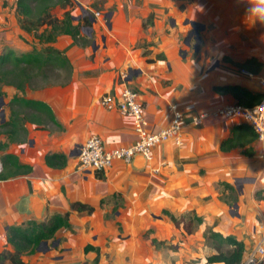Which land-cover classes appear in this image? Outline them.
I'll return each instance as SVG.
<instances>
[{
	"label": "crops",
	"instance_id": "0c3cea01",
	"mask_svg": "<svg viewBox=\"0 0 264 264\" xmlns=\"http://www.w3.org/2000/svg\"><path fill=\"white\" fill-rule=\"evenodd\" d=\"M71 1L73 8L60 9L62 15L69 9L72 25L83 24L87 16L90 20L76 39L61 34L52 42L18 46L20 54L33 45L61 52L66 62L53 65L64 70L62 75L37 88L26 83L21 90L2 87L7 109L0 124L8 120L13 97L40 102L50 114L12 105L24 118L25 134L5 152L31 171L0 181V252L12 250L9 226L65 213L70 228L56 232L57 250L36 264H186L189 257L205 264L215 254L206 230L235 237L250 249L264 228L259 145L244 135L222 148L247 126L241 119L213 114L236 104L215 87L236 85L261 93L257 79L264 75V26L246 14L247 0ZM98 1L100 9L93 6ZM251 58L263 67L248 78L235 64ZM123 85L137 92L151 133L169 125L170 104L208 116L197 127L182 128L180 146L167 141L154 147L149 162L135 156L129 164L115 161L104 172L79 167L75 149L92 135L108 150L137 140L127 117L100 104ZM5 142L0 135V143ZM50 155L65 156V166L48 167L45 157ZM73 203L92 211L71 210ZM189 212L201 222L187 232L183 225ZM86 247L93 250L85 252Z\"/></svg>",
	"mask_w": 264,
	"mask_h": 264
},
{
	"label": "trees",
	"instance_id": "16d2710c",
	"mask_svg": "<svg viewBox=\"0 0 264 264\" xmlns=\"http://www.w3.org/2000/svg\"><path fill=\"white\" fill-rule=\"evenodd\" d=\"M50 0H16L15 9L17 15L20 17L19 28L25 33H36L39 28L44 26V29L38 35V38L44 37L45 33H48L44 39L45 42L54 41L57 35H69L72 38L76 37L80 33L82 26H89V16L83 19V24L72 25V17L70 10H66L61 19L53 17L50 14L49 6L45 4ZM60 9L73 8L74 5L71 0H55ZM102 2L94 4V8L100 9ZM150 19L143 24L148 23ZM158 59H163L162 56H158ZM55 61L62 63L66 62L63 54L51 47H45L44 49L31 51L16 56L12 51H7L0 55V99L3 96V86H13L17 90L23 89L25 83L30 79V76L37 73H44L47 69L57 70V65H53ZM235 66L238 69L248 71L252 74H257L262 69V64L257 62L254 58L247 59L242 63H237ZM30 70L36 72L30 73ZM216 93L229 94L233 97L236 104L244 107H252L261 98V93H251L239 86H224L215 87L213 89ZM17 103L18 107H24L31 109L34 112L39 113L46 111L50 114L48 107L40 102L26 101L13 97L10 106V114L8 120L0 124V135L6 137L5 143H0V181H6L18 176H24L30 173V167L22 165L18 162L16 156L6 153V149L9 143L18 142L25 134L23 128L24 118L19 117L14 111H12V105ZM17 107V108H18ZM21 109V108H18ZM247 126V125H246ZM248 135L250 141L256 139L255 133L250 127H244L239 136L233 137L222 143V148L229 142L239 140ZM45 162L48 167L62 168L66 164V158L63 155H50L45 157ZM97 178H101L96 175ZM225 189L231 190V187L224 185ZM71 210L77 212L90 213L91 208L79 204L73 203ZM68 215H56L50 218L46 222L28 221L24 226H9L7 228V244L13 249V251L3 250L0 252V264H28L24 263L21 259L22 255L27 254L37 247L41 242L49 240L54 237L56 232L60 229H69ZM173 224L178 225L180 220L175 219L172 215H168ZM187 219L186 224L183 226L185 230L191 228L193 223H200L201 219L194 216L192 212L185 215ZM205 236L211 241L215 254L206 257L205 264H239L244 256V247L240 240L232 236H221L210 230L205 231ZM154 243V241H153ZM93 250L91 247H86L85 252Z\"/></svg>",
	"mask_w": 264,
	"mask_h": 264
},
{
	"label": "built area",
	"instance_id": "2783aa9c",
	"mask_svg": "<svg viewBox=\"0 0 264 264\" xmlns=\"http://www.w3.org/2000/svg\"><path fill=\"white\" fill-rule=\"evenodd\" d=\"M94 17L101 16L99 13H94ZM240 73L248 78L254 77L252 73L245 70H241ZM125 77L123 76V79ZM257 81L261 89V98L255 105L252 107L238 104L220 106L214 109L213 114L226 119H241L251 128L259 145L262 170L264 171V75ZM100 104L108 110L115 109L127 117L131 121L137 140L131 146L108 150L98 136H90L75 151L79 167L95 172L107 171L115 161L129 164L135 156H140L144 161L149 162L154 147L167 141H173L175 145L180 146L182 144L180 137L182 128L185 125L197 127L208 116L206 112L185 113L177 105L170 104L168 106L171 114L169 125L157 133H151L146 128L143 108L134 89L123 85L117 95L107 94L102 97ZM239 264H264V228L255 244L248 252L244 253Z\"/></svg>",
	"mask_w": 264,
	"mask_h": 264
},
{
	"label": "rangeland",
	"instance_id": "374dc122",
	"mask_svg": "<svg viewBox=\"0 0 264 264\" xmlns=\"http://www.w3.org/2000/svg\"><path fill=\"white\" fill-rule=\"evenodd\" d=\"M15 1L16 0H0V55L7 52V51H12L14 53V55L21 56L22 54H20V52L18 51V50H21V48H18L19 44L31 45L32 43H34V44L40 43L48 35V33H45L44 37L38 38V35L44 29V26L39 28V30L36 33H25L24 31H22L19 28L20 17L16 13ZM95 4L96 5L99 4V1L96 2ZM45 5L49 6L50 14L53 17H56L58 19L62 18L61 17L62 11H60L59 5L56 3L55 0L47 1V3ZM24 33L27 35H25ZM33 48H35L34 45H33ZM63 71H64L63 69L52 70L49 68L44 73L40 74V73H37V71H35V70H30L29 71L30 73L36 72L37 74L34 75V73H33V75L30 76V79L27 81L26 84L27 85L31 84L32 87H35V88L40 87L43 83H45L47 81V79L60 77L62 75ZM59 74H60V76H59ZM49 81L50 80H48V82ZM4 87L6 88L9 86H4ZM3 102H5V101H3ZM3 109L6 112V109H7L6 103H4ZM24 224L20 225V226H24ZM195 226H196V223H193L191 228L188 231L189 232L193 231ZM59 233H61V231ZM55 239H56V237L54 236L53 238H51L49 240L41 242L32 251L28 252L25 255H22L21 256L22 261L24 263H30V264H34V262H35V264L38 262H41L43 260V258L45 257V254H47L49 252H55L57 250L56 249L57 246L54 243ZM206 242H207L208 247L211 248L212 245L211 246L209 245L210 240L207 239ZM11 251H13V249ZM208 251H207V253H211ZM185 262H186V264H202V262L199 259L194 258V257L187 258L185 260Z\"/></svg>",
	"mask_w": 264,
	"mask_h": 264
},
{
	"label": "clouds",
	"instance_id": "9594fccd",
	"mask_svg": "<svg viewBox=\"0 0 264 264\" xmlns=\"http://www.w3.org/2000/svg\"><path fill=\"white\" fill-rule=\"evenodd\" d=\"M247 15L255 18V22L264 26V0H247Z\"/></svg>",
	"mask_w": 264,
	"mask_h": 264
},
{
	"label": "water",
	"instance_id": "95a60500",
	"mask_svg": "<svg viewBox=\"0 0 264 264\" xmlns=\"http://www.w3.org/2000/svg\"><path fill=\"white\" fill-rule=\"evenodd\" d=\"M90 19H92V17L90 16ZM129 79L131 78V75L129 74V77H128ZM0 119H1V121H3L4 120V110H3V102H2V100L0 99ZM234 207H236V205H234ZM243 244V247H244V252L246 253V252H248L249 251V248H247L246 249V247H245V243H242Z\"/></svg>",
	"mask_w": 264,
	"mask_h": 264
}]
</instances>
